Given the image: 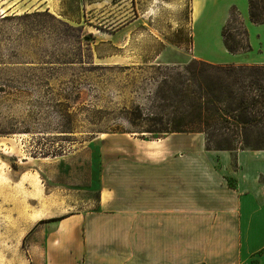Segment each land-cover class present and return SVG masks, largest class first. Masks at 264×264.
I'll use <instances>...</instances> for the list:
<instances>
[{"label": "crops", "instance_id": "obj_1", "mask_svg": "<svg viewBox=\"0 0 264 264\" xmlns=\"http://www.w3.org/2000/svg\"><path fill=\"white\" fill-rule=\"evenodd\" d=\"M0 1L1 13L45 10L85 29L95 28L87 25L90 16L108 7L128 13L127 0H13L6 9L10 0ZM198 1L200 12L222 1L224 23L235 8L244 25L253 24L249 0ZM137 2L131 0V18L96 32L133 47L146 30L145 16L152 45L160 49L152 61L165 60L169 47L187 45L183 0H152L143 16ZM166 9L177 21L165 19ZM45 179L46 204L60 202L27 230L29 264H264V149H208L203 133L109 134L53 161ZM59 191L69 194L66 205Z\"/></svg>", "mask_w": 264, "mask_h": 264}, {"label": "rangeland", "instance_id": "obj_2", "mask_svg": "<svg viewBox=\"0 0 264 264\" xmlns=\"http://www.w3.org/2000/svg\"><path fill=\"white\" fill-rule=\"evenodd\" d=\"M183 1L180 21H187V45L169 47L165 60L158 61H152L160 49L152 45L145 16L141 24L146 30L133 47H124L123 37L96 32V27L131 18V0L127 14L108 7L106 14L90 16L87 25L95 28L86 29L45 10L0 12V264H29L26 232L36 217L51 216L43 210L60 202L46 204L43 195L53 161L109 134L162 138L166 133L147 131L164 128L170 134L174 128L199 126L198 61L264 64V26L244 25L251 50L235 57L225 52L223 2L200 12L198 0L195 7L193 0ZM137 3L143 16L152 0ZM6 4L5 9L13 0ZM164 12L166 20L177 21L171 9ZM174 26L170 33L178 38ZM180 36L182 41V31ZM199 53L205 60L196 58ZM203 134L208 149L245 147L239 139L220 136L215 127ZM247 138L260 136L250 132ZM68 195L57 194L64 205Z\"/></svg>", "mask_w": 264, "mask_h": 264}, {"label": "trees", "instance_id": "obj_3", "mask_svg": "<svg viewBox=\"0 0 264 264\" xmlns=\"http://www.w3.org/2000/svg\"><path fill=\"white\" fill-rule=\"evenodd\" d=\"M250 21L264 24V0H249ZM231 25L236 27L231 28ZM222 36L230 54H240L251 50L246 27L240 21L235 8L232 9L228 23L223 27ZM201 66L195 77L199 81L197 127L186 126V130L174 128L170 133H205L215 127L219 135L227 139H239L245 147L240 149H264V64L235 65L212 64L198 61ZM189 88L185 97L189 98ZM208 119V121H207ZM164 132V128L147 131ZM250 132H257L260 139L251 141ZM218 150L236 151L227 146Z\"/></svg>", "mask_w": 264, "mask_h": 264}]
</instances>
